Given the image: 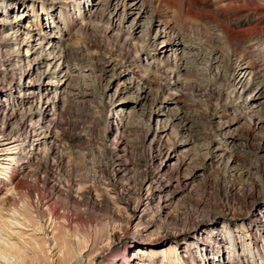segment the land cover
<instances>
[{
	"label": "rangeland",
	"instance_id": "1",
	"mask_svg": "<svg viewBox=\"0 0 264 264\" xmlns=\"http://www.w3.org/2000/svg\"><path fill=\"white\" fill-rule=\"evenodd\" d=\"M3 1L10 6L0 12V36L25 11L44 32V47L53 40L62 50L64 64L47 83L37 74L46 66L33 69L35 85L47 89L34 103L41 138L24 142L23 151L34 145L35 153L16 161L1 208L32 228L53 208L49 236L57 249L109 232L114 253L153 245L182 254L185 243L197 264H264L262 43L253 52L257 74L239 86L238 54L196 14L197 31L176 20L180 43L164 53L154 39L156 2L121 20L102 13V0ZM4 57L1 49L0 63ZM1 67L0 120L24 135L29 103L8 93ZM26 233L25 246L48 264L43 235Z\"/></svg>",
	"mask_w": 264,
	"mask_h": 264
},
{
	"label": "bare ground",
	"instance_id": "2",
	"mask_svg": "<svg viewBox=\"0 0 264 264\" xmlns=\"http://www.w3.org/2000/svg\"><path fill=\"white\" fill-rule=\"evenodd\" d=\"M154 2L157 4L156 11L160 16L154 39H160V43L163 44L162 52L172 51L175 49L173 47L180 43L178 33H175L179 25H175L176 20H179L184 27L185 24L193 25V30L197 31L198 21L190 17L191 14H196L195 17L202 20L205 25L208 24L218 30L215 34L216 39L223 40L233 54H238L234 69L237 84L243 86L250 75L254 74L253 68L257 65L253 52L257 43L263 44H261L263 48L258 45L257 50H260L264 56V0H102L101 7L102 13L109 19L121 14V20L131 15H134V20L153 9ZM216 3L218 5H215ZM171 5H176V8L172 7L171 10ZM0 6L2 12L6 11L10 4L3 1ZM26 14L27 12L24 11L18 15L16 20L6 26L7 32L0 36L2 40L0 50L7 52V57H4L6 59H2L4 62L1 60L0 63V66H4L1 67L4 75L9 77L7 91L10 95L12 91L17 93L19 104L29 103V112L25 115V124H22L28 128L24 135L20 134L18 128L11 129L7 122L0 120V190L8 183L14 184V166L21 155L24 159L34 155V145L31 152L23 151L24 142L29 137H34L35 140L41 138L43 125L37 122V119L35 122L33 120L36 111L34 103L37 97L41 99L47 94V89L45 88L43 92L41 84L35 85L32 77L33 69L46 66L45 70H40L37 74L40 82L47 83L46 81H49L64 64L62 50L53 40H49L45 48L44 42L47 40L38 37V35L44 37V32H37V24L35 25ZM4 28L0 23V34L3 33ZM212 37L215 38L214 35ZM20 48H24L25 52H17ZM44 49H46V57H42ZM27 122L29 124H26ZM10 190L6 188L4 194H9ZM37 208L41 209L40 204ZM56 217L57 212L49 208L47 215L39 217V228H32L19 212L11 209L10 206L3 208L0 206V264H39L40 258L25 246L24 234H28L26 231L43 235L48 247V264H197L191 253L187 251L185 243L179 247L185 250L182 254L174 248L157 249L153 245L132 250V253H128L131 247L125 246L122 252L114 253L111 251L112 237L109 232L97 242L95 239H87L84 245L77 246L70 240L67 246L57 249L49 236L51 231L49 228ZM3 232L7 233L6 238L2 237ZM151 242L153 241L148 240L145 243ZM101 252L106 254L99 263H96V256ZM55 255L56 258H53Z\"/></svg>",
	"mask_w": 264,
	"mask_h": 264
}]
</instances>
